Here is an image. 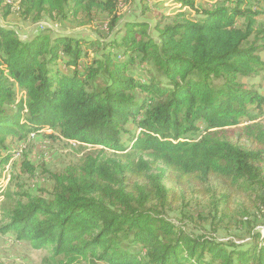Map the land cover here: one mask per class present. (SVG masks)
<instances>
[{"label": "trees", "instance_id": "16d2710c", "mask_svg": "<svg viewBox=\"0 0 264 264\" xmlns=\"http://www.w3.org/2000/svg\"><path fill=\"white\" fill-rule=\"evenodd\" d=\"M17 1L34 22L101 12L108 34L120 21L118 0ZM142 1L145 11L164 8ZM166 1L178 7L153 27L125 21L107 40L48 30L23 40L0 24V174L8 137L43 133L94 149L49 174L47 197L0 183V235L46 250L54 264H264L254 228L239 245L166 217L187 196L216 197L217 213L264 192V125L240 126L264 96L239 81L264 70V0ZM0 7L6 17L10 4ZM135 66L152 74L137 81Z\"/></svg>", "mask_w": 264, "mask_h": 264}, {"label": "rangeland", "instance_id": "374dc122", "mask_svg": "<svg viewBox=\"0 0 264 264\" xmlns=\"http://www.w3.org/2000/svg\"><path fill=\"white\" fill-rule=\"evenodd\" d=\"M152 4L156 0H149ZM142 0H118L117 16L119 25L110 33L107 32L108 17L106 14L96 12L92 18L82 15L70 16L66 20L43 18L38 22L23 19L18 11L17 0H5L10 4L9 14L3 17L6 8L0 7V24L14 30L23 39H32L39 33L48 30L54 35L78 36L85 40L100 39L107 40L115 38L117 30L122 28L125 21H146L151 27L161 17L172 14L177 5L163 0L164 8L145 11ZM264 12V9H261ZM259 25L264 27V13L256 18ZM241 23V20H239ZM151 35L156 33L151 30ZM117 36V35H116ZM120 35L118 36V38ZM89 57L91 52L88 53ZM259 57L264 61V50L259 51ZM152 71L145 66H135L132 76L137 81H145ZM239 81L247 88H253L257 93L264 96V70L252 78H240ZM253 119L247 121L242 119L241 125L259 123L264 125V106L261 112H253ZM199 127H202L199 125ZM127 129L134 131L129 124ZM50 131H48V134ZM53 136L57 137V133ZM8 153L12 155L4 172L0 174V183L9 188L11 193L22 194L28 192L32 195L47 197L52 188L50 173H61L69 165H77L83 155L94 149L89 146H81L79 143L65 141L57 138H48L43 133L32 134L28 138L18 140L8 137L6 140ZM99 149V148H96ZM29 164L33 173L25 171L22 163ZM264 192L248 193L235 199L229 208H218L215 213L213 203L216 197L187 196L180 203L172 204L166 210V217L175 225L183 227L188 233L195 235H206L216 238L218 241H232L243 245L249 240V231L254 228L264 237ZM246 216L247 224H241L240 220ZM0 264H54L50 254L46 250H35L28 242L18 241L13 234L0 235Z\"/></svg>", "mask_w": 264, "mask_h": 264}]
</instances>
